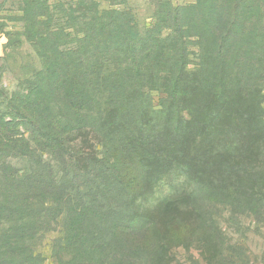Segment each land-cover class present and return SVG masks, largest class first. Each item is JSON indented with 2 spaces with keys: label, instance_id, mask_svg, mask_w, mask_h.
Listing matches in <instances>:
<instances>
[{
  "label": "trees",
  "instance_id": "16d2710c",
  "mask_svg": "<svg viewBox=\"0 0 264 264\" xmlns=\"http://www.w3.org/2000/svg\"><path fill=\"white\" fill-rule=\"evenodd\" d=\"M87 11L71 39L48 9L23 10L42 68L11 96L10 120L0 118V156L23 150L31 163L26 174H0V222L20 223L1 236L0 264H49L36 238L60 223L51 250L71 256L61 264H171L170 250L186 244L181 224L163 229L136 209L143 176L167 167L203 179L188 204L197 220L205 193L235 195L229 204L252 213L264 207V123L253 125L262 118V9L168 4L144 27L130 9ZM83 131L90 151L76 142Z\"/></svg>",
  "mask_w": 264,
  "mask_h": 264
},
{
  "label": "rangeland",
  "instance_id": "374dc122",
  "mask_svg": "<svg viewBox=\"0 0 264 264\" xmlns=\"http://www.w3.org/2000/svg\"><path fill=\"white\" fill-rule=\"evenodd\" d=\"M192 3L195 4L196 0H0V118L10 120L11 116L6 114L11 96L24 92L33 73L42 68V61L26 32L24 9H48L52 23L67 25L73 39L75 30L80 27L78 18L85 12L89 14L88 9H130L144 27L150 10L165 9L168 4L184 6ZM242 3L245 9H262L264 12V0H242ZM41 21L49 23V18L45 16ZM191 47L196 48L194 44ZM197 56L198 53L193 52L191 59L196 60ZM258 93L262 118L253 119L255 127L264 123V87ZM75 139L87 151L95 145L93 136L87 131L77 133ZM18 151L20 154L9 151L5 156H0V174L4 168L6 172H10L11 167L18 168L22 175L30 169L29 156L21 155L23 150ZM6 155L14 156L11 165L4 158ZM263 160L262 157L258 159ZM165 169L143 176L144 184L136 209L145 218L159 220L163 229L181 224L178 232L186 235V244L170 250L171 264H264V207L252 213L240 204L230 205L231 199L237 200L235 195L226 202L222 193H205L203 199L210 202L207 203L203 218L197 220L188 204L191 194L197 189L196 186L201 187L203 179L197 185L189 174L181 172L179 168ZM17 225L20 223L0 222V239L1 236L20 233ZM60 225L53 227L51 233L36 238V248L49 264H61V259L71 258L67 253L57 255L51 250V243L61 229ZM163 232L166 235V231ZM2 244L4 242L0 241V257H7Z\"/></svg>",
  "mask_w": 264,
  "mask_h": 264
}]
</instances>
